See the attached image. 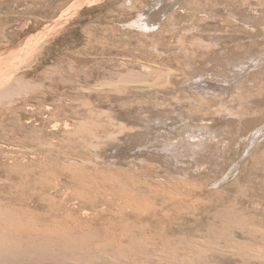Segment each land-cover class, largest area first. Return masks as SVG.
<instances>
[{"label":"rangeland","instance_id":"1","mask_svg":"<svg viewBox=\"0 0 264 264\" xmlns=\"http://www.w3.org/2000/svg\"><path fill=\"white\" fill-rule=\"evenodd\" d=\"M5 4L0 0V88L14 85L0 94V179L7 181L0 184V210L23 207L42 224L62 214L60 203L75 205L81 211L69 223L80 235L82 209H105L97 223L111 231L109 239L57 242L43 251L24 243L2 253L0 264H264L246 256L245 246L264 245L248 225L264 229V134L256 146L250 139L264 128V0H39L38 27L20 30L22 39L11 45L8 33L16 29L6 21L18 16L6 18ZM66 12L72 19L40 61L22 58L27 42L43 39L44 28ZM140 13L160 30L130 29ZM143 65L160 68L167 82L122 80ZM224 117L231 132L240 131L227 135L228 164L220 163L216 140L190 148L179 165L161 154L167 141L208 128L224 132ZM70 159L84 164L69 172ZM234 161L241 162L239 173L229 169ZM158 180L166 184L155 197L148 185ZM130 206L138 215L159 210L150 222L155 232L142 227L134 234L146 216L132 219ZM238 218L244 232L234 226ZM135 237L141 243H132ZM220 242V251L213 248Z\"/></svg>","mask_w":264,"mask_h":264},{"label":"bare ground","instance_id":"2","mask_svg":"<svg viewBox=\"0 0 264 264\" xmlns=\"http://www.w3.org/2000/svg\"><path fill=\"white\" fill-rule=\"evenodd\" d=\"M76 8H78V7H76ZM76 8L74 7L75 10H76ZM80 9L81 8L77 9L76 12H79ZM249 17H250V15H249ZM70 18L72 19V17H70V15H68V13L66 12L58 20L54 21L53 23H51L50 25H48V27L44 28L46 31L44 32V34H42L43 35V37H42L43 39H40L39 41L38 40H32L31 42H27L28 44L26 43L27 46L24 49L25 50L24 51L25 54L22 55L21 57L22 58H28L27 61H29V63L32 62L33 64H36L37 62H39L40 61L41 54L43 52V49H45L46 46H47L46 44H48V42H50L53 38H55L56 35L57 36L59 35V33L63 30V28L65 27V25L68 23V20L69 21L71 20ZM248 21H249V19H248ZM261 24H260V26H261ZM135 27H136V29L144 30L145 32H149V33H153L156 30H159V28H160L159 23H156V22L148 23L147 20H140L138 23L135 24ZM51 43H49V44H51ZM20 54H22V52H20ZM27 61H25V62H27ZM22 66L29 68L26 65L25 66L22 65ZM142 67H143V70L141 72H139V73L137 71H135V69H133V70L130 69L132 71L131 72H128V74H126V75H123L122 74L123 75L122 80H125L127 82H131V83H135V84L141 82V83H145V84H159L160 85V84H165L167 82V79H166V76H165L166 74L162 75L160 72H158V69H160V68H158L157 66H154V65H143ZM156 68H158V69H156ZM7 79H8V76H7ZM13 80L15 81L14 78H13ZM18 80L23 81L25 79H24L23 76H20V77H18ZM199 82H201V80L198 81V82L196 81L195 83H197V85H198ZM11 84H13V83H10L8 85H11ZM13 85L6 86V87L5 86L4 87H1L0 88V94L6 93L7 91L10 92L11 89H13L12 88ZM199 85H200V83H199ZM89 90L90 91H93L92 89H89ZM47 109H51V108H47ZM260 109H262V108H260ZM226 116H228V115H226ZM229 117H232V116L230 115ZM229 117H224V118L220 119V121L222 123L225 122V124H224V127L225 128L223 130L224 132L219 133L218 131H212V130H209V128H208V130L201 131V133L198 134L197 136L188 135L185 138H182V139H179V140L174 141L173 143H170L171 145L169 144V141H167L166 144H165V148L163 150L164 152H162L161 154L164 155V158H166L168 160H171L170 165H174V164L179 165V164H181L178 161L179 156H182V155L188 153V150L190 148H195V149L198 150L199 148H197V147L200 146V145L204 146L203 144L206 141H209V140L210 141H214V140H216V142L218 143V147H216V149L219 148L221 150V152L219 153L220 155L217 154L215 148H214L215 151L213 150V147H212L211 144H210V147H212V148H210V147L209 148L212 151L209 150V152L211 154L212 153L214 154V152H216L215 157L217 158L216 155L219 156L218 159H219L220 163L222 162L225 165L228 164L227 163L228 162V159L232 156L231 153H233V152H230L231 151L230 150L231 148H229L230 145H229V142H227V141L228 140L231 141V139H232V137L230 136L231 134L232 135L234 134L233 135V137H234V136H236L237 134L240 133V131H239V132H237V134H235L237 130H235V132L232 131L234 133L231 132V127L234 126V125H233V123L231 125V121H230L231 118H229ZM242 118L243 117H241V119ZM243 121H245V120H243ZM215 122H217V121H215ZM222 123H221V125H222ZM242 123H244V122L241 121V124ZM238 128H241V127H239V125H238ZM57 129H58V127H55V131ZM196 129H198V128H196ZM203 129H207V127L206 128L203 127ZM203 129H201V130H203ZM241 131H242V129H241ZM219 134L220 135L221 134L222 135L224 134V136L223 137H220ZM263 134H264V128H262V127H258L255 131L253 130V132L250 135V137H251L250 138L251 139V144H254L256 146L258 144V141H259L260 136L263 135ZM203 135H205L206 137H203ZM227 135L230 136L231 139H229L227 137ZM231 145H233V144L231 143ZM219 149H218V152H219ZM240 149L241 148H239V150ZM202 150L204 151V150H207V149L205 148V149H202ZM241 150H243V149H241ZM251 150L252 149H249L248 150V154L249 153L251 154L252 151H254V148H253L252 151ZM194 151L195 150L192 151L193 152V155L196 152V151L195 152ZM196 153H198V152H196ZM152 154H154V156H155V154H157V153H152ZM159 154H160V152H159ZM159 154H157V156H155V157L156 158L158 157L159 159H162L163 156L161 154L160 155ZM201 154L202 153H200L198 155L201 156ZM204 154H207V153H204ZM213 154L211 156H213ZM207 155H209V154H207ZM195 156H196V154H195ZM246 157H248V156H246ZM214 158H212L213 162H215L214 161ZM159 159H156V163L158 162ZM237 159H239V158H237ZM242 159H244V158H242ZM149 160H150V158H149ZM212 160H210V161H212ZM216 162H217V160H216ZM83 164H84L83 161L81 162L79 160L70 159L69 160V164H67V166H65V168H66L67 171L73 172V170L76 167H78V165L79 166H82ZM164 165H165V163H164ZM155 166H157V165H155ZM203 167H205V166H203ZM223 167H224V165H223ZM229 167H230L229 169H230L231 173L238 172V170H240V168H241V162L240 161H238V162H235L234 161L233 163H231V165ZM206 168L208 169V167H206ZM225 168H227V167H225ZM198 169H199V172H201V170H200L201 168L198 167ZM229 169L228 170L226 169L227 170V173H228ZM204 171L205 170H203V172ZM168 174H171V172H168ZM179 174H178V176H179ZM202 174H201V176H203ZM235 174H237V173H235ZM194 175H197L198 176V174H194ZM222 175H224V174H222ZM161 177H162V175H161ZM229 177L233 178L231 175ZM163 182L164 181H162V180H158L156 183L154 181V184L153 185L152 184L151 185L150 184L148 185V188L150 189V192L155 197H157L158 194L162 191L161 190V187L164 184H166V182H164V183ZM223 182L224 181H221L219 183H216L215 185L214 184H211V185H214V189H218V188L221 187V183H223ZM0 184H7V181L0 179ZM55 190L57 192H60L58 187ZM61 192H62V197L64 198L65 192L62 191V190H61ZM177 201L180 202V203H183V202L186 201V198L183 199V200L180 199V200H177ZM135 204H137V203L134 202L133 205H135ZM130 208H131V210H130L129 215H130V217L132 219H134V217L140 219V216H144V215L146 216L145 222L139 223L137 225V227H139L140 230L134 231V234H138L139 232H141L142 231V229H141L142 227H148L149 230L152 233L155 232L154 231L155 230V227L150 222L153 221L155 218L158 217L159 210L157 208L155 209V207H153L150 212H147L146 214H141V215H138L137 214V211L139 210V208L137 206L136 207H133V206L131 207L130 206ZM119 209H120L119 212L121 214H127L125 211H128L129 208H128V206H125V207H119ZM58 211L59 212H62V214H59V216H57V217L56 216L55 217L53 216L52 221L44 222L42 224H39L38 221L34 220V218L29 214V210H27V209H25L23 207H19V208L10 207L8 209H5L4 211H1L0 210V256H2V253H4V252H8V251L16 252L17 250L21 249V247H22V245L24 243H27L29 246H31V247H33L35 249H38L40 251H43L44 249H47L46 246H50V247L51 246H54V245L57 244V242H62L65 245H70V244H75V245H77V244H84L85 245V244H87L86 242H88L91 239V236H96V237H99V238L101 237L103 239H109L108 232L111 231V230L109 229L108 225L102 226V224L97 223L98 220L104 218L105 209L94 210L92 212H90L88 209L86 210L85 208L82 209V215H83V217H84L85 220L82 219L78 223L80 225V228L84 230L83 233L80 234V235L78 233H76L75 231H73V229L71 228L72 225H70L69 221L71 220L72 217H74V212L81 211V210H79L77 208V206H75V205L65 206V205H63V204L60 203V207L58 208ZM58 217L62 219L61 222L60 221H57L59 223V225L55 224L56 223V218L58 219ZM243 219L244 218H238L234 222V226H236L237 228H240L244 232V230L242 228L243 226L241 224V221ZM117 224L119 226H124L125 225V223H123V222H118ZM248 225H249V227L252 230H254V233H257V234L262 233V237H261V241L260 242H262L264 244V233H263L264 232V229H262L263 227L262 228H259L258 226L254 225L252 223H249ZM100 228H103V229H100ZM135 239H136V241H135ZM135 242L141 243V240H139L138 238L135 237L134 240H132V243H135ZM149 243L150 244H154V246H157L156 242L149 241ZM234 243L237 244V242H234ZM221 245H222V243L220 242V243H218L216 245H213V248H215L216 250H219L220 251L219 248H221ZM234 246H235V244H234ZM245 246H247V250H248L246 256L251 257V258H256V259L259 258V260L264 259V249H263L264 248V245L258 247V246H251L249 244H246ZM187 247L189 249L190 248V245L187 246ZM203 247L204 248H208L204 244H203ZM231 248H233V247H231ZM237 250L239 251V253H243L244 252V249H239L238 248ZM163 251H164V248L163 249H160V251L158 253H162ZM221 253H223V252H221ZM254 261H256V260H254ZM261 261H263V260H261ZM157 264H160V263H157Z\"/></svg>","mask_w":264,"mask_h":264},{"label":"crops","instance_id":"3","mask_svg":"<svg viewBox=\"0 0 264 264\" xmlns=\"http://www.w3.org/2000/svg\"><path fill=\"white\" fill-rule=\"evenodd\" d=\"M38 3L39 0H6L4 8V15L6 16V18L12 16L11 13L13 11L15 12V15L18 16L14 17L13 19L9 18V20L6 21V28H8L9 30L16 29L8 33V43L10 45L13 43L17 44L19 43L18 40L22 39V33L20 32V30L24 31L27 29H33L38 27ZM13 8H15V10H13ZM140 20H147L148 23H151L150 18H147L146 14L140 13L139 17L130 24L129 28L137 30L142 34L150 35L151 33L149 32H145L144 30L140 31V29H136L135 24L138 23ZM159 26L161 27V25Z\"/></svg>","mask_w":264,"mask_h":264}]
</instances>
